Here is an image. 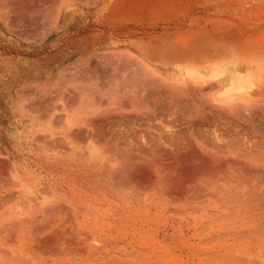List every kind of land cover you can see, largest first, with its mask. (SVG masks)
<instances>
[{"label": "bare ground", "instance_id": "1", "mask_svg": "<svg viewBox=\"0 0 264 264\" xmlns=\"http://www.w3.org/2000/svg\"><path fill=\"white\" fill-rule=\"evenodd\" d=\"M46 1L0 0V10L23 21L21 26L30 21L32 34L48 36L51 24L61 26L63 11L82 0ZM99 2L124 19L120 0ZM35 14L46 21L40 23ZM35 17L39 25L32 24ZM259 34L230 52L211 51L200 59L191 52L193 57L176 64L179 79L163 75L156 58L110 49L119 61L113 59L118 66L110 57L104 61L118 67L113 75L107 70L113 76L108 86L102 85L106 73L101 81L93 78L99 84L90 75L85 83L67 80L77 96L66 91L67 81L66 89L57 87L62 92L49 89L47 94L60 95L59 103L52 98L56 105L53 93L41 96L42 103L48 98L51 103H41L35 114L50 137L44 147L55 145L37 153L40 170L2 165L15 183L8 185L9 195L0 193V264H264V37ZM41 182L40 198L32 188ZM83 207L92 211L83 213ZM81 232H90V239Z\"/></svg>", "mask_w": 264, "mask_h": 264}, {"label": "rangeland", "instance_id": "2", "mask_svg": "<svg viewBox=\"0 0 264 264\" xmlns=\"http://www.w3.org/2000/svg\"><path fill=\"white\" fill-rule=\"evenodd\" d=\"M204 1L207 4H205ZM47 3H49V1ZM79 3L81 4L72 7L69 11H63L60 21L61 26L58 25L56 28H52L51 24V28L47 29L52 30L51 34L46 36L44 32L42 33L39 31L44 36L41 34L37 35V37L39 36L40 38L39 40L37 38L38 41H36V34L39 32L32 34L34 29L31 30V25H29L30 21L24 20L23 25L26 27L21 26L22 24H20V22L23 23V21L18 20V22H16V17H10L9 19V16H7L4 11L0 10V159L1 161L6 160L0 162V174H3L2 172L5 167L2 165H8L10 162L11 166H17L23 170L29 169L30 166L37 170L42 169L43 166H41V162H37V160L39 161V159L36 158L37 155L39 153L41 154L48 146L50 148L55 144H48L50 142L48 139L50 138L48 136L49 134L47 136L44 134L43 129L40 127L42 126L40 124L41 121L36 117L37 110L40 108L39 106L44 104L42 103L44 97L41 98V96L46 94L47 97H51L53 90H56L57 93H59L61 89L63 91V88L59 90V86H66V81L68 79L69 82L73 81V83L74 81L78 83L77 79L80 81L79 83H81L82 80H84L82 83H85V79L90 80L92 77V79L95 78L97 80L101 77V81L103 75L107 74L104 81H102V85L108 86V82L111 83L113 78V76L111 77L110 71L112 75L113 72H118V53L129 51L140 53V55L146 54L150 58H156V62L159 63L157 65L158 70H160L161 73L163 72V75L169 78L179 79L181 76L177 73L178 69L176 68V64L177 62L185 60L183 58H188L194 54L191 52L196 51L197 57L200 59L204 57L202 55L211 51L220 52L225 50V52H230L232 50L228 49L229 47H236L238 49V46H240L239 48H241L245 43L256 39L259 33L261 39L264 37V33H261L264 31V0H128L127 5L124 7L132 9V11L123 14L124 19H120L116 14L113 17L112 14H99L95 12L96 7L93 0L92 2H84L82 0ZM17 6L16 8H21ZM134 9H136V11H133ZM44 14L46 15L47 13ZM38 15L39 14H35L36 17ZM45 15L37 17V19L40 18V20H42L40 23L46 21L44 20L45 18H43ZM36 17L34 20H36ZM34 20L32 24L37 23V25H39V19L38 21L36 20L35 23ZM51 22L52 21L48 24ZM14 23H19V25L17 26V24L15 25ZM240 25H242V28H240ZM19 29L25 30L26 34L23 32L25 36L20 35L22 33ZM18 30L19 33L17 32ZM27 30L30 32L29 34H27ZM183 34L184 37L182 36ZM27 35H30L31 38V35L35 36L30 40L31 38L29 36L26 37ZM40 35L42 37H40ZM178 35L179 37L181 35L183 38H177ZM137 48H140V51ZM112 49H115L114 51L117 52L119 51L118 49H124L125 51L121 50L122 52L111 53L110 51L114 52ZM102 53L103 55L100 57ZM215 54L217 55L218 52ZM87 57L92 58H90L89 61V58L86 60ZM103 57L105 58L103 59ZM106 57L107 59L110 57L111 60H107ZM117 57V63L113 62V59L116 61ZM105 59L110 63L117 64V66L109 62L105 63ZM83 61L89 62V64L87 65L85 62L86 66L83 64ZM81 63L86 66L84 71V66L81 65L82 72L80 68H78V65ZM122 64L124 65L125 62H119V68H121L119 72L125 71V67ZM104 66H107L108 69ZM75 67L79 70H77V68L75 69ZM88 67L89 70L87 72L86 70ZM112 67L115 69L111 70ZM74 69L79 73L75 74L76 71ZM109 69L110 71L107 72ZM105 70L106 72H104ZM98 71L99 73L103 71L104 74H100L99 76L97 73ZM82 73L85 74V76ZM108 73L110 75H108ZM80 74L84 77H81ZM79 75L81 77L80 79L77 78ZM96 76L99 78H96ZM107 76L111 79L109 80ZM95 79L91 80V82L95 81L99 84V80L97 82ZM71 83L72 82H70V84ZM73 83L71 85H73ZM30 84L34 87L32 93L31 87L28 86ZM70 84V87H68L69 89H66L67 87H64V89H66V91L68 90V92L72 89V92L75 93L76 90L74 89V91ZM24 85L28 86L27 88L29 89H27L26 86L24 87ZM57 87H59L58 90ZM43 88L44 90H42ZM49 89L52 90L51 94H47V92L49 93ZM37 90L41 94L38 93ZM41 90L44 93L41 92ZM68 92L64 91L61 94L66 93L67 98L69 97L70 99L71 96H68V94H70ZM72 92L70 95L76 94L77 96V92L75 94ZM53 94L54 96L50 99L56 98V103H59L57 96L60 98V95L55 92ZM34 97L36 101H34ZM40 99L41 102L39 103ZM46 100L44 101L47 102ZM31 102L34 103L32 106ZM35 102L38 104L37 107ZM48 103L42 105V107L49 105ZM56 103L53 101V105H56ZM33 107H36V111L32 109ZM27 109H29L30 112H28ZM32 110H34V112ZM24 118L29 120L27 121V119ZM30 118L32 120H30ZM35 120L36 122H34ZM39 132L43 133L41 134L42 138ZM45 136L48 138H45ZM33 139H35V142ZM46 139L47 141H45ZM41 142L43 143L42 146ZM45 142H48L46 143L48 145L47 147H44ZM38 146L39 148L41 146V150L37 149ZM42 147L45 149L43 150ZM5 176L7 175H0L2 178H0V180H3L0 182V187L2 186L0 188V193L3 191V196H7L12 192L7 187L8 185H12V181L14 180L11 181L10 176ZM2 182L3 184L5 182V184L2 185ZM42 187H45V183L41 182L38 187L32 188V191H38L40 198L45 195L42 194ZM5 193L7 195H5ZM88 210V208L83 207L82 212H86L87 214L92 211L91 209ZM80 213L81 211H78L79 216L81 215ZM93 214H95V211ZM87 234L90 235V232H81L80 236L81 238L84 236V239L88 240L90 237Z\"/></svg>", "mask_w": 264, "mask_h": 264}, {"label": "crops", "instance_id": "3", "mask_svg": "<svg viewBox=\"0 0 264 264\" xmlns=\"http://www.w3.org/2000/svg\"><path fill=\"white\" fill-rule=\"evenodd\" d=\"M127 3H128V0H120V7L127 5ZM95 7H96L95 12H97L99 14L100 13H102V14L107 13L106 4L102 5V3L99 2V0L95 1ZM124 11L130 12V11H132V9H129L128 7H125L123 9L119 8V12H124ZM133 11H136V9H134Z\"/></svg>", "mask_w": 264, "mask_h": 264}]
</instances>
